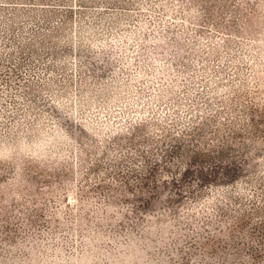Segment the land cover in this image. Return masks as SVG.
<instances>
[{"label":"rangeland","instance_id":"rangeland-1","mask_svg":"<svg viewBox=\"0 0 264 264\" xmlns=\"http://www.w3.org/2000/svg\"><path fill=\"white\" fill-rule=\"evenodd\" d=\"M264 264V0H0V264Z\"/></svg>","mask_w":264,"mask_h":264},{"label":"clouds","instance_id":"clouds-1","mask_svg":"<svg viewBox=\"0 0 264 264\" xmlns=\"http://www.w3.org/2000/svg\"><path fill=\"white\" fill-rule=\"evenodd\" d=\"M130 261H131V257L129 258V264H130ZM140 264H143V262L141 261Z\"/></svg>","mask_w":264,"mask_h":264}]
</instances>
